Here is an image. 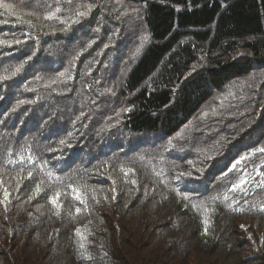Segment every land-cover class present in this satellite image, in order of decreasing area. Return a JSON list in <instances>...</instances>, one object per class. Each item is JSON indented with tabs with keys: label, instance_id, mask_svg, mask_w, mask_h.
<instances>
[{
	"label": "trees",
	"instance_id": "trees-1",
	"mask_svg": "<svg viewBox=\"0 0 264 264\" xmlns=\"http://www.w3.org/2000/svg\"><path fill=\"white\" fill-rule=\"evenodd\" d=\"M3 2L0 264H264V0Z\"/></svg>",
	"mask_w": 264,
	"mask_h": 264
},
{
	"label": "snow or ice",
	"instance_id": "snow-or-ice-1",
	"mask_svg": "<svg viewBox=\"0 0 264 264\" xmlns=\"http://www.w3.org/2000/svg\"><path fill=\"white\" fill-rule=\"evenodd\" d=\"M29 2H30V0H29ZM0 7H2V8H6V9H8L10 12L12 11V6L11 5H9V4H5L4 2H3V0H0ZM90 9H91V6H89V11H90ZM60 11V9L59 8H57L56 9V12H59ZM88 14V12L87 11H79V12H77L76 13V17H84V16H86ZM55 17V13H50L46 18H48V19H52V18H54ZM79 22V19H74L73 20V23H78ZM16 43H20V41H16ZM33 55H35V53H33ZM29 60H31V57H29L28 58ZM24 63H27V61H24L22 64H20L16 69H15V71L12 73V75L14 76V75H16L17 73H19L21 70H22V68H23V66H24ZM60 75L61 76H63L64 75V73H60ZM7 77H0V79H6ZM207 113H205V115H206ZM61 143H64V141H61ZM258 151H261V152H264V148H262V149H258ZM243 159V158H242ZM236 167V165L234 164L233 165V168H235ZM28 175H29V177H31L32 176V173L31 172H29L28 173ZM182 175H191L190 173H184V174H182ZM238 187V185H233V190H235L236 188ZM40 191V187H39V185H37V192H39ZM74 192H76L77 193V198H79V195H78V190H75L74 189ZM7 195V194H6ZM59 193H57V196H56V198H50L51 199V202L53 203V204H56V200H57V198L59 197ZM225 198H227V197H225ZM214 199H218V197L217 198H214ZM237 211H243V209H237ZM261 211H264V206H261ZM77 212H79V209H77ZM204 223L205 224H207L208 223V221L207 220H205L204 221ZM243 227V226H242ZM207 231V229H205V232ZM76 232H77V235H81L82 236V233L80 232V229H76ZM81 247H83V244H81Z\"/></svg>",
	"mask_w": 264,
	"mask_h": 264
}]
</instances>
